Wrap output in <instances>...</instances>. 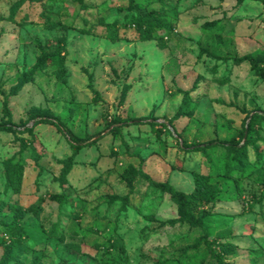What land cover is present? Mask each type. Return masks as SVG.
<instances>
[{"label":"rangeland","instance_id":"374dc122","mask_svg":"<svg viewBox=\"0 0 264 264\" xmlns=\"http://www.w3.org/2000/svg\"><path fill=\"white\" fill-rule=\"evenodd\" d=\"M152 14L143 40L133 21ZM61 38L66 82L38 67ZM263 114L264 0H0V240L19 205L31 245L15 262L0 244V264H218L207 245L223 264H264ZM72 139L84 146L60 184ZM129 164L184 193L207 175L219 199L195 209L200 225L179 222L168 192L121 179Z\"/></svg>","mask_w":264,"mask_h":264},{"label":"trees","instance_id":"16d2710c","mask_svg":"<svg viewBox=\"0 0 264 264\" xmlns=\"http://www.w3.org/2000/svg\"><path fill=\"white\" fill-rule=\"evenodd\" d=\"M33 1V0H31ZM82 1V0H77ZM19 4V3H18ZM167 8V7H166ZM50 24V23H49ZM134 26L139 31L140 38L143 40H148L153 37L152 32L161 26V21L157 15H149L146 18L138 16L133 21ZM62 38L56 39L53 44L48 42L44 46H40L41 54L39 55L40 61L38 63V67L41 69H45L47 67L53 66L55 68L54 74L55 76L62 82H66L67 71L64 66V57L61 54L62 49ZM64 41V40H63ZM48 48L49 51H46ZM244 59H248L252 63L254 62V57L251 55H245ZM6 110V109H5ZM39 115H35L38 117ZM42 118L40 121L43 123H48L57 127H61V120L58 115H54L53 113H47L45 115H40ZM264 118V114L262 115ZM145 117L136 118H128L122 123H139L145 120ZM26 131H30V128H24ZM72 154L70 157L63 161L64 169H63V178L60 184L64 182V176L67 172H69L75 164L74 157L78 154L79 150L84 146V144L78 143L77 140L72 139L70 141ZM226 144V143H224ZM231 147L230 150H233V157L236 160V163L239 160H243V156L245 154V147L240 148L236 144L228 143ZM232 152V151H231ZM242 156V157H241ZM234 163V164H236ZM13 165V168L10 172L8 171L7 181L5 182V189L8 193H15L20 189L21 179L23 176L24 166L23 163L17 161ZM233 164L225 163L226 172L230 173L233 170ZM138 176L144 177L151 185L159 187L163 191H166L170 194V199L177 205L178 219L179 222L187 223L191 226H198L201 224L202 215L196 214L195 209H202L206 207L208 204L213 203L219 199L220 193V183L217 181L211 182L207 175L195 174L194 175V188L189 193H184L176 190L167 182H154L149 179V177L144 174L140 169L135 168L131 164H129L126 169L121 174V179L128 184H131L133 180H135ZM4 207L11 208V201L6 198L3 201ZM34 210V209H33ZM27 211L25 208L18 205L15 209L14 213L11 215L10 222L2 223L3 227V236L1 237L0 244H4L7 248L8 252L6 258L11 261H17L19 255L27 245H29L30 239L27 234V229L24 223V217ZM36 215L39 214L38 211L35 212ZM56 224H53L50 227L49 234L55 236L58 234ZM45 227H41L42 232H47ZM31 246V245H29ZM201 246V238H197L196 242L191 244L188 248H192L193 251L187 256H190L193 260L198 257ZM221 250H224L226 253L233 252V246L230 243H219L218 245ZM208 255L211 260H214L218 264H223V257L220 252L214 250L211 245H207ZM108 264H114L111 261ZM184 264H202L200 262L191 261L189 263L185 262Z\"/></svg>","mask_w":264,"mask_h":264}]
</instances>
